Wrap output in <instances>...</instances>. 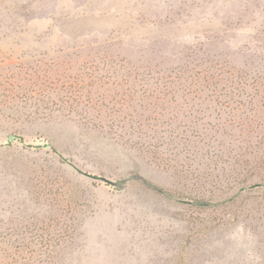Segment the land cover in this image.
Segmentation results:
<instances>
[{"label": "rangeland", "instance_id": "374dc122", "mask_svg": "<svg viewBox=\"0 0 264 264\" xmlns=\"http://www.w3.org/2000/svg\"><path fill=\"white\" fill-rule=\"evenodd\" d=\"M0 264H264V0H0Z\"/></svg>", "mask_w": 264, "mask_h": 264}, {"label": "trees", "instance_id": "16d2710c", "mask_svg": "<svg viewBox=\"0 0 264 264\" xmlns=\"http://www.w3.org/2000/svg\"><path fill=\"white\" fill-rule=\"evenodd\" d=\"M256 156V155H255Z\"/></svg>", "mask_w": 264, "mask_h": 264}]
</instances>
